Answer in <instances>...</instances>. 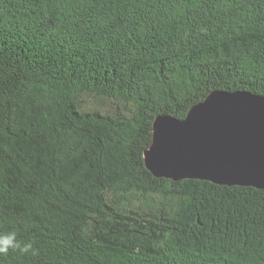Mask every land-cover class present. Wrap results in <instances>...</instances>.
I'll list each match as a JSON object with an SVG mask.
<instances>
[{
    "label": "trees",
    "instance_id": "1",
    "mask_svg": "<svg viewBox=\"0 0 264 264\" xmlns=\"http://www.w3.org/2000/svg\"><path fill=\"white\" fill-rule=\"evenodd\" d=\"M215 91L264 97V0H0V264H264V190L145 164Z\"/></svg>",
    "mask_w": 264,
    "mask_h": 264
},
{
    "label": "water",
    "instance_id": "2",
    "mask_svg": "<svg viewBox=\"0 0 264 264\" xmlns=\"http://www.w3.org/2000/svg\"><path fill=\"white\" fill-rule=\"evenodd\" d=\"M144 158L156 178L264 190V97L215 91L184 119L157 117Z\"/></svg>",
    "mask_w": 264,
    "mask_h": 264
},
{
    "label": "clouds",
    "instance_id": "3",
    "mask_svg": "<svg viewBox=\"0 0 264 264\" xmlns=\"http://www.w3.org/2000/svg\"><path fill=\"white\" fill-rule=\"evenodd\" d=\"M31 247V243H21L16 231L0 232V255H7L16 250L26 252Z\"/></svg>",
    "mask_w": 264,
    "mask_h": 264
}]
</instances>
